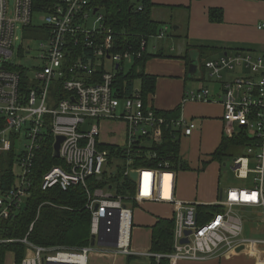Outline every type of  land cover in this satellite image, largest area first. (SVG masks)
Returning <instances> with one entry per match:
<instances>
[{"label": "built area", "instance_id": "1", "mask_svg": "<svg viewBox=\"0 0 264 264\" xmlns=\"http://www.w3.org/2000/svg\"><path fill=\"white\" fill-rule=\"evenodd\" d=\"M89 5V0H15L11 7L9 0H0V245L25 244L26 255L20 264H78L81 256L88 264L93 250L147 258L148 264H162V259L168 258L175 264L230 254L239 246H246L264 264L263 248H259L264 238L244 235L245 218L264 222V53L235 51L211 59L205 66L218 90L200 87L186 91V101H222L226 135L241 143L237 145L241 154L234 158L233 171L241 181L252 175L250 185L222 189L220 198L212 204L220 210L201 219L198 206L202 202L179 201L177 171L169 162H160L157 167H130V160L115 156L110 164L109 150L100 148L107 142L103 138L105 124L123 125L122 143H111L126 150L128 156L141 142H161L165 128L181 140L192 135L197 125L184 116L167 119L160 115L150 101L146 105L139 90L124 99L117 95L116 70L122 68V62L139 56L148 47L147 42L143 39L139 52L117 50L113 29L105 23L104 14ZM19 28L24 38L17 50ZM259 29H264V23ZM163 35L161 31L155 38ZM17 56L37 64H16ZM48 128L54 137L53 155L57 136L64 137L58 158H63L67 168L55 165L45 171L41 175L42 190H67L79 184L86 187L95 246L37 245L28 238L34 223L24 237L1 235L2 223L17 218L31 196L33 170ZM22 137L28 143L18 155L16 142ZM11 159L15 182L3 188V168ZM121 163L127 164L124 175L135 185L133 195H117L112 189H91L87 185L89 178L115 172ZM132 172L138 173L136 180ZM146 202L174 207L171 252L132 247L134 203L139 206ZM256 230L263 233L264 226L258 224ZM184 238L188 242H182ZM99 239L102 244H98Z\"/></svg>", "mask_w": 264, "mask_h": 264}, {"label": "trees", "instance_id": "2", "mask_svg": "<svg viewBox=\"0 0 264 264\" xmlns=\"http://www.w3.org/2000/svg\"><path fill=\"white\" fill-rule=\"evenodd\" d=\"M89 4L90 7L95 10L99 9L104 14L105 23L113 29L116 49L119 51L139 52L143 39L146 40L148 46L149 41L162 31L164 23L152 17L153 7L156 6L152 0H89ZM209 15L212 22L219 23L223 20L222 9H211ZM148 47L141 50L139 56H134L131 62H122V68L116 70L114 85L120 98L131 97L139 90L147 105L150 97L156 92L158 75L149 73L146 67L148 61L164 53L155 54ZM127 63L130 64L129 68H126ZM56 85L58 89L59 84ZM65 95V93L62 94L64 97ZM179 111L180 107H177L174 110H158V113L171 119L179 117ZM53 140V134L48 128L47 139L42 143L33 170L35 178L31 196L17 218L2 223L3 233L1 235L10 238L24 237L34 222L33 229L28 236L33 243L50 247L81 248L91 242L92 215L86 207L88 200L86 187L82 184L74 185L67 190L59 187L42 190L41 187V175L45 171L55 165L67 168L63 158L53 155ZM238 143L240 142L235 137L224 136L219 147L211 155V160L222 163L228 149L237 148ZM100 148L109 150L110 164H113L115 156H119L130 160V167H157L160 162H169L177 173L191 168L189 162L181 154L179 135H176L170 128H165L161 142L150 144L141 142L134 147L129 156L126 150L111 142H103ZM12 164L11 159L7 163V168H3L5 169L2 178L3 188H9L15 182ZM206 164L207 162L202 160L203 169ZM126 168L127 164L121 163L115 172L105 171L101 178H89L87 185L91 189L97 187L112 189L117 195H133L135 185L129 176L124 175ZM4 177L7 179L4 180ZM134 206L136 207L137 204L134 203ZM198 210L201 219H207L214 211L220 210V207L202 204L198 206ZM174 227V218H160L152 227L150 250L161 253L171 252ZM26 250V245L22 242L0 245V264L7 263L9 252L13 253V264H20L26 255ZM129 257L133 258V256ZM162 262L168 264L169 259L163 258Z\"/></svg>", "mask_w": 264, "mask_h": 264}, {"label": "crops", "instance_id": "3", "mask_svg": "<svg viewBox=\"0 0 264 264\" xmlns=\"http://www.w3.org/2000/svg\"><path fill=\"white\" fill-rule=\"evenodd\" d=\"M152 1L156 5L153 7L152 17L164 23L162 25L164 35L162 38H152L156 41L152 44L153 50L151 52L155 54L164 53V55L156 56L147 63V71L158 75L156 92L150 97V102L158 110H174L180 107L179 115L193 120L197 125L192 135L183 137L197 139L203 135L207 136L210 143L217 149L222 138L228 137L222 120L224 110L222 101L190 102L185 100V94L187 90L206 87L201 81L213 84L214 87H206L211 92L218 90V84L211 78H207L204 73L207 61L235 51L264 53V29H259V25L264 23V0ZM211 9H222L223 20L221 22L211 21L209 15ZM170 26L172 30H169ZM167 35V40H184L180 45L175 44L176 47L172 45V53L165 51V44L167 45V43L164 40ZM175 51L176 53H174ZM196 54H199L201 77H188L190 57ZM189 82H200L203 85L200 87H196L197 85L190 86ZM117 125L122 126L119 133V136H122L123 125L119 123L114 124L113 129L107 130L105 134L113 135ZM201 159L202 156L199 157L200 163H202ZM213 162L217 165L220 163L218 161ZM200 167L201 164H199ZM180 172L184 171L177 173V183ZM221 190L222 188H218L217 191L210 190L204 195L205 199H198L193 193L181 192L177 195L179 201L183 203L197 200L204 205H212L220 198ZM165 196L168 194L165 193ZM144 205L147 207L159 206L160 209H166L170 213L169 215H160L152 212V215H148L152 219L150 223L149 221L144 224L137 223L136 226L135 208L142 207V205L134 208L133 225L137 229L135 236H132V247L134 245L133 248L139 251L151 248L153 225L160 218H173L174 215L172 204L146 202ZM236 253L237 251L230 254L209 256L200 261L181 260L177 264H231L235 260ZM90 254L92 255V264H118L119 258L125 260V255L104 253L98 250H93ZM126 258L128 262L132 259L128 256ZM148 263L149 260L145 258L144 264Z\"/></svg>", "mask_w": 264, "mask_h": 264}, {"label": "rangeland", "instance_id": "4", "mask_svg": "<svg viewBox=\"0 0 264 264\" xmlns=\"http://www.w3.org/2000/svg\"><path fill=\"white\" fill-rule=\"evenodd\" d=\"M11 7L14 6L15 0H9ZM172 30L171 26L170 29ZM17 39L15 40V46L18 50L19 47L23 44V38L24 33L22 28L17 29L16 32ZM168 35L166 36L165 40L167 45L165 44V51L168 53H172V45L175 46V44L180 45L184 40H167ZM156 41L155 39H151L149 42V50L152 51V44ZM176 47V46H175ZM38 48V44H34V49ZM176 53V51L174 52ZM32 54H35V51L32 52ZM35 61V60H34ZM32 60L30 61H24L23 59L19 58L18 56L15 58L16 64H24L25 66H35L37 63ZM129 63H127L126 68H129ZM204 69V68H203ZM204 73L206 74V77L208 78L207 71L204 69ZM206 81V80H205ZM208 81V80H207ZM190 83V82H189ZM206 87H214L212 83H205L201 81ZM200 82H191L190 86H196L200 87ZM115 123L112 124H105L103 127V138L107 142H120L122 143V136H119V133L121 132L122 126L117 125L115 130L116 134L113 135H106L105 132L109 129H113ZM118 124V123H117ZM26 138L22 137V139L18 142H16V153L19 155L21 152L25 149V145L27 144ZM216 147L210 143V140L207 136H202L200 138L194 139L193 137H183L181 140V153L185 157L186 160H188L191 164V170H186L184 172H180L179 178H178V189L177 193H193L195 197L198 199H205L204 195L209 192L210 190H218L219 189H226L229 186L232 185H240L242 183H247L250 185V181L252 178V175L245 180H239L236 178V175L233 171V162L234 158L239 156L241 154V151L236 147H230L227 151V154L224 156L222 163L214 164L213 160H211V155L214 153ZM202 156L201 160H204L207 162L205 169H203L202 163H200L199 157ZM226 163V165H224ZM199 164H201V167L199 168ZM178 197V195H177ZM27 200V199H26ZM161 207L155 206V207H147L144 204H142V207H136L135 208V224L137 226V223L144 224L149 221V223L152 221L150 216L152 215V212L155 214L160 215H169L168 211L166 209H160ZM247 214V213H245ZM260 218L259 220H261ZM247 222V226L244 230L245 236H256V237H262L264 238V232L263 233H257L256 228L258 227V224H261V226H264V222H257L255 217L252 218H245ZM34 223V222H33ZM134 224V223H133ZM32 225V224H31ZM134 227L133 225V232L132 236H135V230L137 227ZM134 247V245H133ZM259 248H263L262 253H264V244L259 245ZM237 251V255L234 256L235 260L231 264H260L258 262V258L255 255H251L248 252V248L246 246H240ZM12 252H9L7 255V263L6 264H13V256ZM147 259V258H146ZM145 258L143 257H133L130 259V262H128L126 256L125 260L122 258H119L117 260L118 264H144ZM88 263L92 264V255H89V261ZM176 262L175 264H177ZM163 264V262H162ZM168 264H172V262L169 260Z\"/></svg>", "mask_w": 264, "mask_h": 264}, {"label": "water", "instance_id": "5", "mask_svg": "<svg viewBox=\"0 0 264 264\" xmlns=\"http://www.w3.org/2000/svg\"><path fill=\"white\" fill-rule=\"evenodd\" d=\"M96 11V10H95ZM190 68H189V73H188V77H192V78H200L201 77V66H200V60H199V54H196V55H192L190 57ZM64 140V137L63 136H57L56 138V141L54 143V155L56 157H59L60 156V146H61V143L63 142ZM224 165H226V163H224ZM138 176V173L137 172H132L131 173V177L136 180ZM187 234L190 233V231H187L186 232ZM182 242H188V239L187 238H184L182 240ZM90 244L92 246H95L96 244V237L95 235H92L91 237V242ZM98 244H102V240L99 239L98 240Z\"/></svg>", "mask_w": 264, "mask_h": 264}, {"label": "bare ground", "instance_id": "6", "mask_svg": "<svg viewBox=\"0 0 264 264\" xmlns=\"http://www.w3.org/2000/svg\"><path fill=\"white\" fill-rule=\"evenodd\" d=\"M80 258H81V261H79L80 263H78V264H85V257L81 256Z\"/></svg>", "mask_w": 264, "mask_h": 264}]
</instances>
